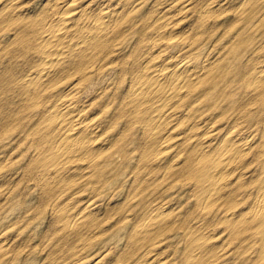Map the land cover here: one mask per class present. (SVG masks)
Segmentation results:
<instances>
[{
    "label": "rangeland",
    "instance_id": "1",
    "mask_svg": "<svg viewBox=\"0 0 264 264\" xmlns=\"http://www.w3.org/2000/svg\"><path fill=\"white\" fill-rule=\"evenodd\" d=\"M71 1L0 0V264H264L253 210L264 178V81L253 80L264 69V0H75L78 15L56 31ZM101 12L114 17L97 21ZM59 32L71 45L55 64L62 46L45 41ZM167 61L193 66L194 81L149 89L148 78ZM35 71L40 81L27 80ZM46 71L51 77H41ZM61 99L78 109L77 129L94 130L75 157L62 141L68 125L57 124ZM240 145L249 150L237 156ZM58 149L70 159L53 165ZM210 160L223 186L206 200L200 174Z\"/></svg>",
    "mask_w": 264,
    "mask_h": 264
},
{
    "label": "bare ground",
    "instance_id": "2",
    "mask_svg": "<svg viewBox=\"0 0 264 264\" xmlns=\"http://www.w3.org/2000/svg\"><path fill=\"white\" fill-rule=\"evenodd\" d=\"M25 1V0H24ZM48 1V0H47ZM171 1V0H170ZM197 1V0H196ZM214 1H216V0H214ZM220 1V0H219ZM243 1V0H242ZM241 1V2H242ZM246 1V0H245ZM245 1H244V3H245ZM55 2V1H54ZM162 2V1H161ZM169 2V1H168ZM240 2V3H241ZM68 3V2H67ZM80 3V2H79ZM91 3V2H90ZM167 3V2H166ZM171 3V2H170ZM169 3V4H170ZM186 3V2H185ZM213 3V2H212ZM215 3V2H214ZM217 3H218V1H217ZM243 3V4H244ZM58 4V3H57ZM180 4V3H179ZM192 4V3H191ZM220 3H218V5H219ZM230 4H231V2H230ZM229 4V5H230ZM238 4V3H237ZM10 5V4H9ZM67 5V4H66ZM79 5V4H78ZM100 5H101V3H100ZM112 5V4H111ZM136 5V4H135ZM140 5V4H139ZM182 5H184V4H182ZM205 5V4H204ZM232 5V4H231ZM235 5V4H234ZM12 6V5H11ZM76 6H77V4H76ZM76 6H75V0H72L70 3H68V5H67V7H66V9H67V11L66 12H64V13H61V15L59 16V18H58V20H57V22H56V24H55V26H56V28H58V29H56V31H67L68 29H69V26H71L70 24H71V22H72V20H73V17L74 16H77L78 15V12H76ZM80 6V5H79ZM98 6V5H97ZM152 6H154V5H152ZM156 6V5H155ZM169 6V5H168ZM210 6V5H209ZM226 6V5H225ZM81 7V6H80ZM88 7V6H87ZM101 7V6H100ZM123 7V6H122ZM203 7V6H202ZM222 7V6H221ZM220 7V8H221ZM224 7V6H223ZM77 8H79V7H77ZM93 8V7H92ZM102 8H104V7H102ZM120 8H121V6H120ZM134 8V7H133ZM166 8V7H165ZM175 8V7H174ZM232 8V7H231ZM238 8V7H237ZM51 9V8H50ZM95 9V8H94ZM110 9V8H109ZM135 9V8H134ZM173 9V8H172ZM176 9H177V7H176ZM184 9H186V8H184ZM183 9V10H184ZM208 9H210V7L208 8ZM214 9V8H213ZM222 9V8H221ZM113 10V9H112ZM111 10V11H112ZM120 10V9H119ZM118 10V11H119ZM178 10V9H177ZM205 10H207V9H205ZM217 10V9H216ZM220 10V9H219ZM86 11V10H85ZM84 11V12H85ZM116 11V10H115ZM157 11V10H156ZM171 11V10H170ZM203 11V10H202ZM59 12H61V11H59ZM91 12H92V10H91ZM121 12V11H120ZM175 12H177V11H175ZM219 12V11H218ZM36 13H38V11L36 12ZM40 13V12H39ZM51 13V12H50ZM119 13V12H118ZM163 13V12H162ZM171 13V12H170ZM14 14V13H13ZM173 14V13H172ZM236 14V13H235ZM29 15H31V14H29ZM41 15V14H40ZM81 15V14H80ZM118 15V17H119V14H117ZM126 15V14H125ZM35 16H37V15H35ZM90 16V15H89ZM97 16H99L98 18H97V21H100V20H104V21H111L112 20V18L114 17V15L111 13V12H101L100 13V15H97ZM156 16V15H155ZM262 16V15H261ZM11 17H13V16H11ZM22 17V16H21ZM25 17V16H24ZM118 17H117V19H118ZM158 17H160V16H158ZM175 17V16H174ZM187 17V16H186ZM247 17V16H246ZM19 18V17H18ZM134 18V17H133ZM155 19V18H154ZM157 19V18H156ZM160 19H161V17H160ZM177 19V18H176ZM248 19V18H247ZM251 19V18H250ZM53 20V19H52ZM114 20V19H113ZM135 20V19H134ZM192 20V19H191ZM234 20H235V18H234ZM249 20V19H248ZM14 21V20H13ZM96 21V20H95ZM204 21V20H203ZM51 22V21H50ZM173 22V21H172ZM248 22V21H247ZM98 23V22H97ZM113 23V22H112ZM82 24V23H81ZM240 24H243V22L242 23H240ZM73 25V24H72ZM86 25H87V23H86ZM99 25V24H98ZM193 25V24H192ZM243 25H245V24H243ZM22 26H24V25H22ZM47 26V25H46ZM85 26V25H84ZM92 26V25H91ZM168 26V25H167ZM164 27H166V26H164ZM180 27V26H179ZM211 27V26H210ZM237 27H240V26H237ZM243 27V26H242ZM190 28H191V26H190ZM35 29V28H34ZM178 29V28H177ZM238 29V28H237ZM262 29V28H261ZM108 30V29H107ZM161 30V29H160ZM176 30V29H175ZM179 30V29H178ZM182 30V29H181ZM190 30V29H189ZM196 30V29H195ZM236 30V29H235ZM241 30V29H240ZM256 30V29H255ZM64 31V32H65ZM264 30H262L261 32H263ZM64 32H59V33H56V37L55 38H53V39H51L50 37V40L49 41H45V46H55V45H59V46H62V51L59 53V55H56L55 56V58H53V60L52 61H50L51 63H61L62 61V57H61V55H62V53H63V51L66 49V47L67 46H69V45H71L69 42H68V40L66 41V39H65V36H64ZM178 32V31H177ZM176 32V33H177ZM188 32V31H187ZM189 32H191V31H189ZM197 32V31H196ZM248 32V31H247ZM254 32V31H253ZM252 32V33H253ZM25 33V32H24ZM148 33V32H147ZM166 33V32H165ZM185 33V32H184ZM92 34V33H91ZM26 35V34H25ZM72 35V34H71ZM88 35V34H87ZM145 35H146V33H145ZM159 35V34H158ZM193 35V34H192ZM260 35V34H259ZM76 36V35H75ZM91 36V35H90ZM89 36V37H90ZM166 36H167V34H166ZM239 36V35H238ZM85 37V36H84ZM157 37V36H156ZM237 37V36H236ZM252 37V36H251ZM72 38H73V35H72ZM75 38V37H74ZM88 38V37H87ZM221 38V37H220ZM246 38V37H245ZM160 39V38H159ZM240 40V39H239ZM86 41V40H85ZM73 42V41H72ZM156 42V41H155ZM139 43V42H138ZM78 45V44H77ZM161 45V44H160ZM72 46H73V43H72ZM160 47H162V45L160 46ZM84 48V47H83ZM165 48V47H164ZM259 48V47H258ZM262 48V47H261ZM81 49V48H80ZM241 49H242V47H241ZM76 50V49H75ZM74 50V51H75ZM83 50V49H82ZM84 50H85V48H84ZM146 50V49H145ZM264 50V49H263ZM56 51V50H55ZM87 51V50H86ZM154 51V50H153ZM157 51V50H156ZM166 51V50H165ZM77 52V51H76ZM66 53V52H65ZM172 52H170L169 54H171ZM80 54H81V52H80ZM79 54V55H80ZM83 54V53H82ZM152 54H153V52H152ZM177 54V53H176ZM116 55V54H115ZM161 55V54H160ZM121 56V55H120ZM137 56V55H136ZM167 56V55H166ZM77 57V56H76ZM126 57V56H125ZM175 57V56H174ZM178 57V56H177ZM115 58H117V57H115ZM161 58V57H160ZM164 58H165V56H164ZM179 58V57H178ZM65 59V58H64ZM135 59V58H134ZM166 59V58H165ZM171 59V58H170ZM35 60V59H34ZM153 61H154V59H152ZM151 60V61H152ZM167 60V59H166ZM180 60V59H179ZM32 61V60H31ZM82 61V60H81ZM204 61H205V59H204ZM43 62V61H42ZM47 62V61H46ZM76 62V61H75ZM201 62V61H200ZM83 63V62H82ZM134 63V62H133ZM155 63V62H154ZM153 63V64H154ZM159 63H161L160 61H159ZM178 63V62H177ZM177 63H175L174 65H176ZM213 63V62H212ZM247 63V62H246ZM143 64V63H142ZM164 64H165V66L163 67V66H161L162 67V69H158V71L156 72V73H154L150 78H148V80H147V82H148V84H149V89H157V88H166V87H171V85H175V84H185V83H189L190 81H191V79H192V77H193V75H195V74H197L196 72H195V69H194V67L193 66H189L188 64H186V65H179L178 67H176V66H174V65H172V63H171V61H167V62H164ZM167 64V65H166ZM181 64V63H180ZM209 64V63H208ZM31 65V64H30ZM76 65V64H75ZM157 65V64H156ZM205 64H203V66H204ZM62 66V65H61ZM83 66V65H82ZM159 66V65H158ZM157 66V67H158ZM202 66V65H201ZM250 66V65H249ZM27 67V66H26ZM143 67H144V65H143ZM197 67V66H196ZM259 67V66H258ZM262 67V66H261ZM75 68V67H74ZM74 68H72V69H74ZM59 69V68H58ZM142 69V68H141ZM197 69H198V67H197ZM257 69V66H256V68H255V70ZM44 70H45V68H44ZM47 70V69H46ZM50 70H52V69H50ZM147 70V68H145V71ZM249 70V69H248ZM43 71V70H42ZM54 71V70H53ZM65 71V70H64ZM143 71V70H142ZM244 71V70H243ZM55 72V71H54ZM62 72V71H61ZM70 72V71H69ZM198 72V71H197ZM201 72V71H200ZM27 73V72H26ZM30 73V72H29ZM33 73V72H32ZM34 73H36V71L34 72ZM56 73V72H55ZM71 73V72H70ZM199 73V72H198ZM244 73V72H243ZM50 74V75H49ZM62 74H64V73H62ZM62 74H60V75H62ZM201 74V73H200ZM11 75V74H10ZM34 75V77H32ZM29 74V75H27V80H29V81H33V79H36L37 81H40L39 80V75L36 73V74ZM50 76L51 77V73H50V71L48 72V71H46V72H43L42 73V76L41 77H47V76ZM56 75V74H55ZM65 75V74H64ZM88 75V74H87ZM148 75V74H147ZM219 75V74H218ZM221 75H223V74H221ZM8 76V75H7ZM84 76V75H83ZM82 76V77H83ZM255 77H253V80L255 81V82H261L262 81V83H263V81H264V69L263 70H261V71H259V72H257V74L256 75H254ZM58 77V76H57ZM63 77V76H62ZM61 77V78H62ZM55 78V77H54ZM47 79V78H46ZM49 80V79H48ZM193 80V79H192ZM194 81V80H193ZM218 81V80H217ZM253 81V82H254ZM8 82H9V80H8ZM43 83H44V81H42ZM254 82V83H255ZM10 83V82H9ZM72 83V82H71ZM141 83V82H140ZM12 84V83H11ZM142 84V83H141ZM147 84V83H146ZM253 84V83H252ZM16 85V84H15ZM44 87V86H43ZM52 87V86H51ZM50 87V88H51ZM73 87V86H72ZM71 87V88H72ZM76 87V86H75ZM106 87V86H105ZM205 87H207V86H205ZM11 88H12V86H11ZM69 88V87H68ZM74 88V87H73ZM244 88V87H243ZM77 89V88H76ZM142 89V88H141ZM170 89V88H169ZM13 90H14V88H13ZM13 90H11V91H13ZM34 90V89H33ZM37 90V89H36ZM46 90V89H45ZM78 90V89H77ZM7 91V90H6ZM68 91H70V90H68ZM248 91V90H247ZM19 92V91H18ZM75 92V91H74ZM147 92V91H146ZM154 92V91H153ZM182 92V91H181ZM60 93V92H59ZM64 93V92H63ZM78 94H79V92H77ZM133 93V92H132ZM12 94V93H11ZM20 94V93H19ZM99 94V93H98ZM179 94H180V92H179ZM200 94V93H199ZM198 94V95H199ZM47 94H45V96H46ZM57 95V94H56ZM67 95V94H66ZM12 96H13V94H12ZM17 96H18V94H17ZM42 96V95H41ZM95 96V95H94ZM179 96V95H178ZM177 96V97H178ZM181 96V95H180ZM246 96V95H245ZM20 97V96H19ZM91 97V96H90ZM93 97V96H92ZM154 97V96H153ZM197 97H199V96H197ZM25 98V97H24ZM33 99V98H32ZM31 99V100H32ZM37 99H39L38 97H37ZM70 99V98H69ZM69 99H67V100H63V99H61L60 101H59V103H57L56 105H54V108H55V111H56V119H57V124L59 125V126H62V125H68L67 126V128H66V131H65V135H64V137H63V139H62V141H63V143H64V146H65V148H66V150L67 151H69V153H71L74 157H75V155L76 154H78L80 151H82L83 150V148H85V145L86 144H88L91 140V138H93L92 137V135L94 134V130L92 129H88L87 127H82V128H78L77 129V127H76V124H73L75 121H77V120H79L80 118H79V111H78V109L75 107V105L72 103V100L70 101ZM91 99V98H90ZM148 100H151V99H148ZM254 100V99H253ZM25 101V100H24ZM23 101V102H24ZM38 101V100H37ZM36 101V102H37ZM76 101V100H75ZM88 101V100H87ZM91 101V100H90ZM89 101V102H90ZM170 101V100H169ZM245 102H246V100H244ZM141 102H143V101H141ZM146 102V101H145ZM155 102V101H154ZM263 102V101H262ZM168 103V102H167ZM171 103H173V102H171ZM186 103L188 104V101H186ZM19 104V103H18ZM25 104V103H24ZM38 104H39V102H38ZM83 104H85V103H83ZM87 105V104H86ZM40 106V105H39ZM38 106V107H39ZM78 106H80V105H78ZM125 106V105H124ZM160 106V105H159ZM53 107V106H52ZM146 107V106H145ZM19 108V107H18ZM86 108V107H85ZM85 108H83V109H85ZM16 109V108H15ZM82 109V108H81ZM99 109V108H98ZM104 109V108H103ZM196 109V108H195ZM182 110V109H181ZM246 110V109H245ZM141 111V110H140ZM165 111H166V109H165ZM169 111V110H168ZM167 111V112H168ZM173 111V110H172ZM166 112V113H167ZM112 113H114V112H112ZM162 114V113H161ZM164 114V113H163ZM198 114V113H197ZM51 115V114H50ZM165 115V114H164ZM179 115V114H178ZM85 116V115H84ZM44 117V116H43ZM88 117V116H87ZM173 117V116H172ZM82 118V117H81ZM86 118V117H85ZM90 118H91V115H90ZM89 118V119H90ZM153 118H155V117H153ZM159 118H160V116H159ZM164 118V117H163ZM171 118V117H170ZM174 118V117H173ZM136 119V118H135ZM162 119V118H161ZM205 120V119H204ZM223 121V120H222ZM232 121V120H231ZM264 122V121H263ZM98 123V122H97ZM130 123V122H129ZM172 123V122H171ZM197 123V122H196ZM126 124V123H125ZM198 124V123H197ZM203 124V123H202ZM230 124H232V122L230 123ZM244 124V123H243ZM107 125V124H106ZM175 125H176V123H175ZM194 125V124H193ZM218 125V124H217ZM216 125V126H217ZM89 126H91V125H89ZM95 126V125H94ZM150 126V125H149ZM201 126V125H200ZM222 126V125H221ZM246 126V125H245ZM65 127V126H64ZM93 127V126H92ZM96 127V126H95ZM99 127V126H98ZM107 127V126H106ZM174 127V126H173ZM199 127V126H198ZM234 127V126H233ZM248 127V126H247ZM94 128V127H93ZM215 128V127H214ZM96 129V128H95ZM102 129H104V128H102ZM171 129V128H170ZM209 129H212L211 127L209 128ZM234 129H236L235 127H234ZM126 130V129H125ZM181 130H183L182 128L180 129V131ZM213 130H216V129H213ZM243 130V129H242ZM61 131V130H60ZM166 131V130H165ZM205 131V130H204ZM203 131V132H204ZM96 132V131H95ZM175 132V131H174ZM183 132V131H182ZM233 132V131H232ZM235 132V131H234ZM248 132V131H247ZM28 133V132H27ZM34 133V132H33ZM41 133V132H40ZM62 133V132H61ZM125 133V132H124ZM48 134V133H47ZM172 134V133H171ZM173 134H175V133H173ZM178 134V133H177ZM181 134V133H180ZM225 134H227V133H225ZM236 134V133H235ZM249 134V133H248ZM195 135V134H194ZM216 135V134H215ZM232 135H233V133H232ZM99 136V135H98ZM166 136V135H165ZM169 136V135H168ZM198 136V135H197ZM217 136V135H216ZM190 137V136H189ZM195 137V136H194ZM173 138V137H172ZM176 138V137H175ZM214 138V137H213ZM235 138V137H234ZM239 138V137H238ZM244 138V137H243ZM242 138V139H243ZM202 139V138H201ZM209 139V138H208ZM235 139H237V138H235ZM234 139V140H235ZM246 139V138H245ZM248 139V138H247ZM246 139V140H247ZM188 140V139H187ZM190 140V139H189ZM225 140H226V142H225V145L227 146V145H229V144H231V143H233V141H232V136L231 135H228L226 138H225ZM244 140V139H243ZM181 141V140H180ZM214 141V140H213ZM216 141V140H215ZM238 141H239V139H238ZM250 141V140H249ZM254 141V140H253ZM123 142V141H122ZM230 142V143H229ZM243 142V141H242ZM257 142V141H256ZM106 143V142H105ZM102 144V143H101ZM201 144V143H200ZM214 144V143H213ZM219 144V143H218ZM246 144V143H245ZM98 145H100V144H98ZM161 145V144H160ZM172 145V144H171ZM101 146V145H100ZM109 146V145H108ZM198 146V145H197ZM226 146H223V147H225L226 148ZM241 147H242V145H240ZM243 146H245V145H243ZM253 146V145H252ZM3 147V146H2ZM53 147H55V146H53ZM94 147V146H93ZM104 147V146H103ZM143 147H145V146H143ZM163 147H165V146H163ZM167 147V146H166ZM170 147V146H169ZM172 147V146H171ZM251 147V146H250ZM94 148H96V146L94 147ZM101 148V147H100ZM149 148V147H148ZM158 148V147H157ZM177 148H178V146H177ZM42 149H43V147H42ZM156 149V148H155ZM164 149V148H163ZM169 149V148H168ZM167 149V150H168ZM202 149V148H201ZM204 149H206V148H204ZM248 149V147H245V148H243L242 147V149L240 148V150L239 149H236V152H237V156H239L243 151H246ZM101 150V149H100ZM99 150V151H100ZM103 150H104V148H103ZM143 150V149H142ZM141 150V151H142ZM206 150H208V149H206ZM243 150V151H242ZM249 150V149H248ZM102 151V150H101ZM36 152V151H35ZM96 152H97V150H96ZM154 152V151H153ZM224 152H225V150L224 149H222L221 151H220V155L222 154V155H224ZM257 152V151H256ZM12 153V152H11ZM189 153H191V152H189ZM205 153V152H204ZM203 153V154H204ZM212 153V152H211ZM247 153H248V151H247ZM199 154V153H198ZM245 154V153H244ZM259 154V153H258ZM79 155V154H78ZM154 155H155V152H154ZM187 155V154H186ZM186 155H184V156H186ZM195 155V154H194ZM202 155V154H201ZM221 155V156H222ZM172 156V155H171ZM170 156V157H171ZM5 157V156H4ZM6 157H8V156H6ZM24 157V156H23ZM67 157V160H69L70 159V156L68 157L67 156V152H62V151H59V149H58V151H56L55 150V152L51 155V157H50V159H51V161L52 162H55V163H53V165H58V163H59V161H62L63 159H65ZM156 157V156H155ZM173 157V156H172ZM3 158V157H2ZM12 158V157H11ZM158 158V157H157ZM200 158V157H199ZM177 159V158H176ZM187 159V158H186ZM191 159H193V157L191 158ZM206 159H209L208 157H206ZM218 159H219V161H220V157H218ZM231 159V158H230ZM4 160V159H3ZM30 160H33V159H30ZM120 160V159H119ZM173 160V159H172ZM183 160V159H182ZM222 160V159H221ZM237 160V159H236ZM5 161V160H4ZM161 161V160H160ZM226 161V160H225ZM35 163V162H34ZM163 163V162H162ZM167 163H168V161H167ZM176 163V162H175ZM246 163V162H245ZM3 164H4V162H3ZM9 164V163H8ZM142 164V163H141ZM172 164H174L173 162H172ZM37 165V164H36ZM42 165V164H41ZM150 165V164H149ZM169 165V164H168ZM170 165H171V163H170ZM217 165V161L216 160H210V164L209 165H207L208 167H206L202 172H201V174H200V180H201V182L203 183V189H204V196H205V199L207 200V199H209V198H211L217 191H218V189H219V187L221 188L222 186H220V184L222 183L223 184V182H221V180H222V178H223V174L221 173V171L219 170V171H216L217 169H215V166ZM7 166V165H6ZM27 166V165H26ZM43 166V165H42ZM139 166V165H138ZM65 167V166H64ZM67 167V166H66ZM85 167V166H84ZM83 167V168H84ZM165 167V166H164ZM238 167V166H237ZM73 168H74V166H73ZM72 168V169H73ZM156 168V167H155ZM232 168V167H231ZM24 169V168H23ZM41 169H43V168H41ZM71 169V170H72ZM135 169V168H134ZM230 169V168H229ZM235 169V168H234ZM257 169V168H256ZM21 170V169H20ZM25 170V169H24ZM27 170V169H26ZM37 170H38V168H37ZM70 170V171H71ZM165 170V169H164ZM237 170V169H236ZM23 171V170H22ZM84 171V170H83ZM152 171V170H151ZM222 171H223V169H222ZM251 171V170H250ZM30 172H32V171H30ZM43 172V171H42ZM68 172H69V170H68ZM138 172V171H137ZM166 172V171H165ZM234 172H235V170H234ZM261 172V171H260ZM17 173V172H16ZM23 173V172H22ZM44 173V172H43ZM71 173V172H70ZM81 173V172H80ZM91 173V172H90ZM232 173V172H231ZM242 173V172H241ZM25 174H26V171H25ZM36 174V173H35ZM34 174V175H35ZM40 174V173H39ZM61 174V173H60ZM72 174V173H71ZM74 174H75V172H74ZM73 174V175H74ZM82 174V173H81ZM254 174H255V172H254ZM29 175V174H28ZM53 175V174H52ZM230 175V174H229ZM240 175V174H239ZM242 175V174H241ZM244 175H246V174H244ZM243 175V176H244ZM55 177H56V175H54ZM58 176V175H57ZM61 176V175H60ZM67 176V175H66ZM68 176H69V174H68ZM71 176V175H70ZM161 176H163V175H161ZM249 176V175H248ZM23 177V176H22ZM36 177H37V175H36ZM40 177V176H39ZM50 177V176H49ZM74 177V176H73ZM72 177V179H75V178H73ZM153 177H154V175H153ZM158 177H160L159 175H158ZM38 178V177H37ZM45 178V177H44ZM58 178V177H57ZM61 178V177H60ZM70 177H67L66 179H69ZM155 178V177H154ZM243 178V177H242ZM248 178V177H247ZM251 178V177H250ZM39 179V178H38ZM78 179V178H77ZM136 179V178H135ZM151 179V178H150ZM161 179V178H160ZM244 179V178H243ZM246 179V178H245ZM59 180V179H58ZM57 180V181H58ZM61 180V179H60ZM62 180H63V178H62ZM87 180V179H86ZM143 180H145V179H143ZM143 180H140V181H142L143 182ZM156 180V179H155ZM175 180V179H174ZM233 179H231V181H232ZM43 181V180H42ZM63 181H66V180H63ZM69 181V180H68ZM157 181V180H156ZM229 181V180H228ZM250 181V179L248 180V182ZM2 182H3V180H2ZM44 183V182H43ZM50 183H51V180H50ZM59 183H60V181H59ZM155 183V182H154ZM153 183V184H154ZM225 183V182H224ZM233 183V182H232ZM239 183V182H238ZM238 183H236V184H238ZM246 183V182H245ZM250 183V182H249ZM1 184V183H0ZM54 184V183H53ZM151 185L150 186H152V183H150ZM230 184V183H229ZM82 186H83V183L81 184ZM87 185V184H86ZM46 186V185H45ZM98 186V185H97ZM101 186H102V184H101ZM225 186V185H224ZM40 187H41V184H40ZM51 187V186H50ZM84 187V186H83ZM164 187H165V185H164ZM227 187V186H226ZM238 187V186H237ZM97 188V187H96ZM99 188V187H98ZM192 188V187H191ZM41 189V188H40ZM78 190L80 189V188H77ZM151 189V188H150ZM165 189V188H164ZM46 190V189H45ZM56 190V189H55ZM226 191H227V189H225ZM94 191V190H93ZM196 191V190H195ZM251 191V190H250ZM43 192V191H42ZM45 192V191H44ZM44 192H43V194H44ZM82 192V191H81ZM139 192H141V191H139ZM193 192V191H192ZM2 193H4V192H2ZM73 193V192H72ZM138 193V192H137ZM224 193V192H223ZM222 193V194H223ZM228 193V192H227ZM249 193V192H248ZM68 194H69V192H68ZM138 194H140V193H138ZM256 194V193H255ZM76 195V194H75ZM137 195V194H136ZM218 195H220V194H218ZM226 195V194H225ZM47 196V195H46ZM63 196V195H62ZM111 196V195H110ZM130 196V195H129ZM221 196V195H220ZM220 196H219V198H220ZM239 196V195H238ZM247 196V195H246ZM73 197V196H72ZM78 197V196H77ZM81 197V196H80ZM93 197H96V196H94L93 195ZM144 197V196H143ZM142 197V198H143ZM223 197H224V195H223ZM67 198H69L68 196H67ZM67 198H66V200H67ZM109 199V198H108ZM146 199V198H145ZM4 200V199H3ZM77 200H79V199H77ZM91 200V199H90ZM92 200H93V198H92ZM124 200V199H123ZM147 200H149V199H147ZM146 200V201H147ZM236 200V199H235ZM2 201V200H1ZM80 201V200H79ZM108 201V200H107ZM115 201V200H114ZM143 201H144V199H143ZM149 201H151V199L149 200ZM177 201V200H176ZM222 201H223V199H222ZM222 201H220V202H222ZM239 201V200H238ZM57 202V201H56ZM61 202V201H60ZM63 202V201H62ZM75 202H76V200H75ZM89 202H91V204L93 205V203H92V201H89ZM113 202V201H112ZM125 202V201H124ZM140 202V201H139ZM142 202V201H141ZM67 203V202H66ZM80 203V202H79ZM85 203V202H84ZM121 203H123V202H121ZM126 203V202H125ZM125 203H123V204H125ZM147 203V202H146ZM173 203V202H172ZM205 203V202H204ZM219 203V202H218ZM217 203V204H218ZM238 203V202H237ZM63 204V203H62ZM78 204V203H77ZM89 204V203H88ZM87 203L85 204V205H87V206H89ZM110 204V203H109ZM114 204V203H113ZM167 204V203H166ZM170 204V203H169ZM168 204V205H169ZM220 204H222V203H220ZM225 204V203H224ZM251 204V203H250ZM50 205H52V204H50ZM58 205V204H57ZM70 205V204H69ZM74 205H76V204H74ZM219 205V204H218ZM235 205V204H234ZM67 206L68 205H66V208H67ZM105 206L106 205H104V209H105ZM153 206V205H152ZM151 206V207H152ZM160 206V205H159ZM162 207H163V205H161ZM229 206V205H228ZM246 206V205H245ZM244 206V207H245ZM81 207V206H80ZM83 207H84V205H83ZM100 207V206H99ZM118 207V206H117ZM150 207V208H151ZM165 207V206H164ZM163 207V208H164ZM169 207V206H168ZM172 207V206H171ZM86 208V207H85ZM84 208V209H85ZM114 208V207H113ZM147 208V207H146ZM150 208H148V209H150ZM153 208V207H152ZM167 208V207H166ZM64 209V208H63ZM69 209V208H68ZM70 209H71V207H70ZM69 209V210H70ZM73 209H74V207H73ZM86 209H88V207L86 208ZM93 209V208H92ZM99 209V208H98ZM160 209H161V207H160ZM173 209V208H172ZM178 209V208H177ZM220 209V208H219ZM218 209V210H219ZM67 210V209H66ZM154 210V209H153ZM152 210V211H153ZM163 210V209H162ZM161 210V211H162ZM253 210H254V215L255 216H257L256 218H257V227H259V233H260V235L262 236V238H263V241H264V178L261 180V189H259V191L257 192V196H256V198H255V200H254V205H253ZM78 211H80V210H78ZM93 211V210H92ZM100 211V210H99ZM99 211H98V213H99ZM106 211H108V210H106ZM114 211V210H113ZM74 212V211H73ZM89 212V211H88ZM140 212H141V210H140ZM144 211L142 210V213H143ZM150 212V211H149ZM148 211H147V213H149ZM202 212V211H201ZM84 213V212H83ZM82 213V214H83ZM152 213V212H151ZM170 213V212H169ZM185 213V212H184ZM183 213V214H184ZM191 213V212H190ZM208 213V212H207ZM206 213V214H207ZM211 213H213L214 214V212H211ZM211 213H210V215H211ZM234 213V212H233ZM73 214V213H72ZM77 214H79V213H77ZM81 214V213H80ZM90 214H91V211H90ZM102 214V213H101ZM104 214V213H103ZM107 214H108V212H107ZM112 214V213H111ZM114 214V213H113ZM126 214V213H125ZM141 214V213H140ZM168 214V213H167ZM203 214V213H202ZM228 214V213H227ZM232 214V213H231ZM158 215H159V213H158ZM190 215H192V214H190ZM199 215V214H198ZM197 215V216H198ZM219 215V214H218ZM217 215V216H218ZM250 215V214H249ZM87 216H90L89 214L87 215ZM140 216H142V215H140ZM144 216V215H143ZM152 216V215H151ZM154 216V215H153ZM183 217H184V215H183ZM190 217V219H191V217H192V220H194V216L192 215V216H189ZM196 217V216H195ZM215 217V216H214ZM228 217H230V215L228 216ZM243 217V216H242ZM247 217V216H246ZM73 218H75L74 216H73ZM72 218V219H73ZM97 218V217H96ZM108 218V217H107ZM141 218V217H140ZM188 218V215L186 216V219ZM202 218V217H201ZM76 219V218H75ZM104 219H106V217H104ZM171 219V218H170ZM173 219V218H172ZM199 220H200V217L198 218ZM209 219V218H208ZM220 219V218H219ZM244 219V218H243ZM90 220V219H89ZM107 220V219H106ZM105 220V221H106ZM120 220H122V219H120ZM139 220V219H138ZM137 219H136V221H138ZM185 220V219H184ZM199 220H198V222H199ZM203 220V219H202ZM221 220H222V216H221ZM246 220V219H245ZM162 221H164V220H162ZM181 221H182V219H181ZM197 221V220H196ZM229 221H232V220H229ZM249 221V220H248ZM70 222H72L71 220H70ZM84 222V221H83ZM169 222V221H168ZM171 222V221H170ZM169 222V223H170ZM209 222V221H208ZM241 222H243V221H241ZM89 223V222H88ZM95 223V222H94ZM163 223H167V222H163ZM185 223V222H184ZM249 223V222H248ZM247 223V224H248ZM188 224V223H187ZM195 224V223H194ZM196 224H197V222H196ZM211 224H213V226H215L214 225V223H211ZM210 224V225H211ZM71 225V224H70ZM134 225V224H133ZM152 225H153V223H152ZM171 225V224H170ZM180 225V224H179ZM183 225V224H182ZM181 225V226H182ZM209 225V226H210ZM144 226V225H143ZM160 226L162 227V225L160 224ZM187 226V225H186ZM8 227V226H7ZM157 227V226H156ZM178 228H180L179 226H177ZM188 227V226H187ZM186 227V228H187ZM197 226H195V228H196ZM205 226H203L202 228H204ZM133 228V227H132ZM185 228V227H184ZM190 228H192V226H190ZM193 228H194V225H193ZM242 228V227H241ZM75 229V228H74ZM79 229V228H78ZM93 229V228H92ZM205 229V228H204ZM98 230V229H97ZM225 230V229H224ZM223 230V231H224ZM235 230H236V228H235ZM74 231H76V230H74ZM73 231V232H74ZM86 231V230H85ZM85 231H83V232H85ZM142 231H143V229H142ZM154 231V230H153ZM199 231V230H198ZM202 231H203V229L202 230H200L199 231V233L201 232L202 233ZM223 231H221V233L223 232ZM145 232V231H144ZM148 232H149V230H148ZM215 232V231H214ZM143 233V232H142ZM187 233H189L188 232V230H187ZM216 233V232H215ZM214 233V234H215ZM225 233H226V231H225ZM230 233V232H229ZM233 233V232H232ZM238 233H239V230H238ZM76 234H78L79 235V233H76ZM90 234V233H89ZM148 234V233H147ZM196 234V233H195ZM210 234H212V233H210ZM218 234H220V233H218ZM149 235V234H148ZM207 235L209 236V234L207 233ZM8 236V235H7ZM65 236V235H64ZM90 236H91V234H90ZM94 236V235H93ZM134 236H135V234H134ZM182 236V235H181ZM198 236H199V234H198ZM230 236H231V234H230ZM75 237V236H74ZM154 237V236H153ZM185 237V236H184ZM211 237V236H210ZM232 237V236H231ZM1 238V237H0ZM60 238V237H59ZM136 238V237H135ZM135 238H134V240H135ZM229 238V237H228ZM237 238V237H236ZM244 238V237H243ZM249 238V237H248ZM2 239V238H1ZM7 239H8V237H7ZM6 239V237H5V240H7ZM11 239V238H10ZM129 239V238H128ZM131 239V238H130ZM129 239V240H130ZM246 239V238H245ZM78 240V239H77ZM133 240V239H132ZM131 240V241H132ZM149 240H151V238H149ZM186 240H188V239H186ZM226 240H228V239H226ZM73 241H74V239H73ZM73 241H72V239L70 240V242L71 243H73ZM75 241H76V238H75ZM131 241H128V242H131ZM137 241V240H136ZM230 241V240H229ZM228 241V242H229ZM255 241V240H254ZM257 241H259V240H257ZM69 242V241H68ZM128 242H127V244H128ZM141 242V241H140ZM188 242V241H187ZM193 242V241H192ZM220 242V241H219ZM241 242V241H240ZM244 242V240H242V243ZM249 242V241H248ZM256 242V241H255ZM6 243V242H5ZM20 243V242H19ZM142 243V242H141ZM216 243H217V241H216ZM215 243V244H216ZM250 243H251V241H250ZM66 244V243H65ZM143 244H145V243H143ZM142 244V245H143ZM153 244H156V243H153ZM209 244H213V243H209ZM247 244V243H246ZM64 245V244H63ZM134 245V244H133ZM136 245V244H135ZM138 245H139V243H138ZM207 245V244H206ZM218 245H222V244H219L218 243ZM238 245V244H237ZM244 245V244H243ZM4 246V245H3ZM6 246V245H5ZM4 246V247H5ZM27 246V245H26ZM71 246V245H70ZM127 246V245H126ZM146 246H147V244H146ZM146 246H144L143 247V249L146 247ZM245 246V245H244ZM3 247V248H4ZM76 247H77V245H76ZM79 247V246H78ZM109 247V246H108ZM207 247V246H206ZM214 247H215V245H214ZM214 247L212 248V250L214 249ZM225 247V246H224ZM253 247V246H252ZM251 247V248H252ZM123 248V247H122ZM128 248V247H127ZM126 248V249H127ZM136 248H137V246H136ZM176 248V247H175ZM208 248V247H207ZM217 248V247H216ZM230 248V247H229ZM236 248V246L234 247V249ZM241 248V247H240ZM244 248V247H243ZM242 248V249H243ZM249 248V247H248ZM250 248V249H251ZM262 248H263V255H264V243H263V245H262ZM51 249V248H50ZM49 249V250H50ZM58 249H60V248H58ZM201 249H202V247H201ZM107 250V249H106ZM111 250V249H110ZM129 250V249H128ZM162 250H164V249H162ZM214 250H216V249H214ZM123 251H124V249H123ZM156 251V250H155ZM230 251V250H229ZM251 251H253V250H251ZM134 252H135V250H134ZM153 252V251H152ZM205 252H206V250H205ZM204 251H203V253H205ZM207 252H209L208 250H207ZM211 252V251H210ZM238 252H242L241 250L240 251H238ZM74 253V252H73ZM126 253V252H125ZM130 253V252H129ZM136 253V252H135ZM142 253H144V252H142ZM150 253H151V250H150ZM159 253V252H158ZM171 253V252H170ZM194 253V252H193ZM248 253H249V251H248ZM247 253V254H248ZM53 254V253H52ZM131 254V253H130ZM153 254V253H152ZM156 254H157V252H156ZM165 254V253H164ZM163 254V255H164ZM167 254V253H166ZM172 254V253H171ZM192 254V253H191ZM200 254H202V251H200ZM206 254V253H205ZM223 254H225V253H223ZM242 253H240V255H241ZM246 254V253H245ZM249 254H251V253H249ZM248 254V255H249ZM1 255V254H0ZM72 255V254H71ZM74 255V254H73ZM142 255V254H141ZM195 255V254H194ZM193 255V256H194ZM216 255H217V252H216ZM239 255V256H240ZM248 255H247V257H248ZM252 255H253V253H252ZM65 256V255H64ZM151 256V255H150ZM149 256V257H150ZM153 256H155V255H153ZM162 256V255H161ZM192 256V257H193ZM196 256H198V255H196ZM251 256V255H250ZM55 257V256H54ZM152 257V256H151ZM160 257V256H159ZM159 257H157V258H159ZM97 258V257H96ZM99 258H101V257H99ZM165 258V257H164ZM179 258V257H178ZM217 258H218V256H217ZM243 258L245 259L246 257L243 255ZM249 258V257H248ZM247 258V259H248ZM253 258V257H252ZM256 258V257H255ZM254 258V259H255ZM60 259V258H59ZM79 259V258H78ZM196 259V258H195ZM258 259V258H257ZM65 260V259H64ZM63 260V261H64ZM111 260H112V258H111ZM115 260V259H114ZM135 260V259H134ZM147 260V259H146ZM152 260H154L155 261V258L154 259H152ZM151 260V261H152ZM179 260V259H178ZM232 260V259H231ZM230 260V261H231ZM237 260V259H236ZM246 260V259H245ZM50 261V260H49ZM78 261V260H77ZM81 261V260H80ZM79 261V262H80ZM211 261V260H210ZM220 261V260H219ZM218 261V262H219ZM243 261V260H242ZM97 262V261H96ZM104 262V261H103ZM134 262V261H133ZM132 262V263H133ZM144 262H145V260H144ZM196 262H198L197 261V259L195 260V263ZM207 262V261H206ZM209 262V261H208ZM214 262V261H213ZM234 262H235V260H234ZM233 262V263H234ZM51 263V262H50ZM73 263V262H72ZM75 263H77V262H74V264ZM114 263V262H113ZM130 263V262H129ZM160 263V262H159ZM210 263V262H209ZM212 263V262H211ZM220 263V262H219ZM236 263V262H235ZM245 262H243V264H244ZM47 264V263H46ZM57 264H58V262H57ZM95 264V263H94ZM98 264V263H97ZM101 264H102V262H101ZM104 264V263H103ZM106 264V263H105ZM153 264V263H152ZM197 264V263H196ZM206 264V263H205ZM217 264V263H216ZM230 264V263H229ZM232 264V263H231ZM242 264V263H241ZM252 264V263H251Z\"/></svg>",
    "mask_w": 264,
    "mask_h": 264
}]
</instances>
